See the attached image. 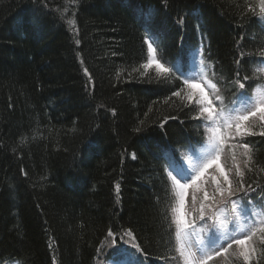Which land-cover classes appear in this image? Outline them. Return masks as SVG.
<instances>
[{
	"label": "trees",
	"instance_id": "obj_1",
	"mask_svg": "<svg viewBox=\"0 0 264 264\" xmlns=\"http://www.w3.org/2000/svg\"><path fill=\"white\" fill-rule=\"evenodd\" d=\"M243 2L48 0L43 9L36 0H0V264H99L110 254V229L131 231L154 264L175 255L165 155L196 146L202 129L171 96L182 80H158L154 68L146 76L133 71L148 58L142 21L157 38V58L165 66L181 62L185 74L201 33L205 62L221 83L241 59L249 79L245 90L227 86L228 102L264 83L256 63L264 59V31L256 16L239 14ZM39 9L51 11L41 16ZM248 139L254 165L264 164V138Z\"/></svg>",
	"mask_w": 264,
	"mask_h": 264
},
{
	"label": "snow or ice",
	"instance_id": "obj_2",
	"mask_svg": "<svg viewBox=\"0 0 264 264\" xmlns=\"http://www.w3.org/2000/svg\"><path fill=\"white\" fill-rule=\"evenodd\" d=\"M77 0H72L76 3ZM37 4L48 9V0H36ZM39 9L41 16L49 12ZM239 14L246 17L248 14L260 17V28L264 31V0H244L242 5H237ZM61 19H66L64 13H60ZM70 29L75 28V20L67 19ZM181 25L185 23V17H178ZM200 25L197 24V31ZM78 35V31H77ZM206 37L201 33V42ZM144 43L147 45V62L142 63L139 69L142 76L149 74L150 69H155L156 78L167 81L169 78L180 81L182 87L171 92L181 102L182 108H188L192 113L191 119L198 121L196 127L205 129L204 142L199 148L188 146V151L183 153V161L177 159L176 154L168 149L169 155L165 159V173L177 190L178 202L173 209L175 225V255L161 256L159 259L165 261H177V264H232L230 258H234L238 264H264V219L257 227V216H264V182L261 175L264 174V164H255L251 155L252 141L248 137L259 136L264 138V93L253 98L246 95V91L234 94L235 98L225 101L223 92L229 84L239 90H245V83L249 79L247 74L241 76V59L235 63L237 68L233 78L221 83L216 79L213 71L209 75V65L205 63L203 48L197 49L196 54L200 57L196 74H185L180 66L172 64L165 66L157 58V38L152 34H146ZM80 44V40H76ZM79 57V52L77 53ZM117 55V53H112ZM243 56V53L241 54ZM259 55L264 57V50ZM84 61L81 59V64ZM261 67L258 71L264 73V59L256 61ZM84 76L88 79V85L95 89V80L87 67L83 68ZM119 77L120 73H116ZM234 81V83H233ZM218 84L220 87H218ZM87 87V86H86ZM199 89V91H193ZM112 115H116L115 109H111ZM169 119H177L170 116ZM140 132L139 127L134 129ZM199 134V133H198ZM240 153L242 163L237 161V150ZM228 152L232 161L231 167L225 163L221 165L222 155ZM133 160L136 155L133 153ZM255 169V170H254ZM211 170V180L215 185L209 190L204 185V177ZM259 173V174H258ZM20 174L28 176L25 169H20ZM189 189H194L191 204L188 211H185V194ZM119 202L121 186L115 185ZM196 193L202 194L200 197ZM252 193L260 197L256 201ZM159 203V197H157ZM259 204L260 213L250 211V206L255 208ZM198 205V206H197ZM231 206L228 209V206ZM229 210L233 222L240 224V227L228 230L223 227L220 221V213ZM166 220V214H165ZM227 218V217H226ZM220 228H217V225ZM171 227V225L169 226ZM211 230L212 234L201 237L199 233ZM259 233V237H258ZM124 235L133 237L131 231ZM107 236L115 238L113 230L107 231ZM134 239V237H133ZM141 255L147 253L139 244L133 243ZM51 250V243L49 244ZM100 251L99 249L97 250ZM52 264H56L53 259ZM120 264V262H116ZM137 264H145L144 261H137Z\"/></svg>",
	"mask_w": 264,
	"mask_h": 264
},
{
	"label": "rangeland",
	"instance_id": "obj_3",
	"mask_svg": "<svg viewBox=\"0 0 264 264\" xmlns=\"http://www.w3.org/2000/svg\"><path fill=\"white\" fill-rule=\"evenodd\" d=\"M141 18H142V16H140ZM258 21H259V24L261 23L260 22V17H259V19H258ZM146 31V30H145ZM146 34H149V33H146ZM145 37H146V35H145ZM148 57V56H147ZM199 59H200V57L196 54V51H194V52H192L191 54H190V56H189V65H190V74L191 75H194V74H196V72H197V70H198V63H199ZM262 73V72H261ZM264 74V73H263ZM193 91H199V89H194ZM262 93H264V86L263 87H261V88H259V89H257L256 91H255V93H254V95H253V98H256V97H259V95H261ZM201 144V143H200ZM196 149H198V148H196ZM243 150L242 149H239V150H237V161L238 162H240L241 160H242V158H241V156H240V153L242 152ZM184 156V155H183ZM185 157V156H184ZM182 158V160L181 161H183L185 158ZM225 159H229V161H231V159L229 158V153L228 152H226L225 154H223L222 155V158H221V165L223 166L225 163H227V162H225ZM171 186H172V190H173V206H172V220H173V222H174V213H173V209L177 206V202H178V196H177V190L174 188V186L172 185V183H171ZM203 186H205V187H207L209 190H211V188L212 187H214L215 185L212 183V180H211V170H210V172H209V174L208 175H206L205 177H204V185ZM193 192H194V189H189L188 191H187V193L185 194V211L187 212V205H188V208H189V206H190V204H191V200H192V195H193ZM196 195L198 196V197H200L202 194H200V193H196ZM198 206V205H197ZM250 209H251V211L252 212H256V213H260L261 212V209H260V207H259V204H257V206L255 207V208H252L251 206H250ZM220 221H222L223 222V227L224 228H226L227 229V223H230V222H232L233 221V219H232V216L231 215H229V214H226L225 212H221L220 214ZM227 217V218H226ZM262 219H264V216H257V227H259L260 226V224H261V221H262ZM217 227H218V229L220 228V225L218 224L217 225ZM238 227H240V224H237L236 223V228H238ZM212 234V232L210 231V235ZM110 238V242H109V244L110 245H112L111 243L112 242H116V241H120L121 239H122V237L121 236H118L117 237V235H115V238L113 239L112 237H109ZM123 239H129V237L128 236H123ZM111 246H108V248H110ZM123 247H124V249H127V248H130L131 246H130V243L129 242H125L124 244H123ZM231 260H232V263H233V261H235V259L234 258H230ZM127 260L131 263V262H134V258H133V256H128L127 257ZM111 264H113V262H111ZM122 264H124V263H122ZM217 264H220V262H218Z\"/></svg>",
	"mask_w": 264,
	"mask_h": 264
},
{
	"label": "bare ground",
	"instance_id": "obj_4",
	"mask_svg": "<svg viewBox=\"0 0 264 264\" xmlns=\"http://www.w3.org/2000/svg\"><path fill=\"white\" fill-rule=\"evenodd\" d=\"M258 20V16H256V21ZM257 23H258V21H257ZM196 35H198L199 36V34L198 33H196ZM199 40H200V43H201V37L199 38ZM200 43L199 42H197V45H198V47H201V45H200ZM188 58V57H187ZM146 63V62H145ZM176 65H178V66H180L181 67V69H182V64H181V62H177V64ZM185 73V72H184ZM181 80H182V78H181ZM181 84H182V82H181ZM232 88L233 89H235L233 86H232ZM186 145V144H185ZM185 145H183V146H185ZM182 150V149H181ZM162 153H163V151H162ZM179 155H177L176 154V157H178ZM218 228V227H217ZM258 237H259V235H258ZM130 246L132 247L133 246V243H130ZM138 254H140V252H138ZM138 258V257H137ZM140 258L142 259V261H144L145 262V264H154V263H156V259L155 258H150V257H144V256H142V255H140ZM141 259H139V260H141Z\"/></svg>",
	"mask_w": 264,
	"mask_h": 264
}]
</instances>
